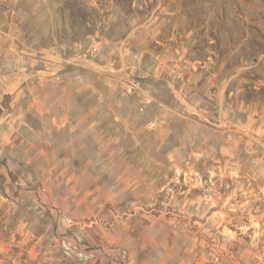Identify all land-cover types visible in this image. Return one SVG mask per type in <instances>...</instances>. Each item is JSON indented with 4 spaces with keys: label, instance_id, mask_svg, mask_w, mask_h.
<instances>
[{
    "label": "rangeland",
    "instance_id": "1",
    "mask_svg": "<svg viewBox=\"0 0 264 264\" xmlns=\"http://www.w3.org/2000/svg\"><path fill=\"white\" fill-rule=\"evenodd\" d=\"M0 21L31 51L58 54L67 67L91 60L111 77L122 69L125 79L114 82L132 91L138 80L152 79L135 68L150 59L149 48L183 56L181 70L216 74L212 91L224 88L232 117L250 116L264 128V0H0ZM174 161L152 172L157 187L146 181L127 188L126 218L110 220L120 226L108 238L101 227L91 234L87 218L76 224L61 172L51 178L13 170L9 198L0 178V264H91L102 257L105 264H264V203L252 200L253 172L218 181L221 218L203 219L198 215L213 204L183 201L198 188L186 185ZM263 169L261 162L255 176ZM135 192L138 203L130 200ZM89 207L95 205L82 210ZM94 215L89 223L102 221Z\"/></svg>",
    "mask_w": 264,
    "mask_h": 264
},
{
    "label": "crops",
    "instance_id": "2",
    "mask_svg": "<svg viewBox=\"0 0 264 264\" xmlns=\"http://www.w3.org/2000/svg\"><path fill=\"white\" fill-rule=\"evenodd\" d=\"M8 28L0 21V178L6 198L13 170L41 171L51 178L61 172L76 204V224L95 214L102 221L87 222L90 233L101 227L108 238L120 226L110 220L126 218L127 188L146 181L157 187L152 172L168 170L175 160L186 185L198 188L183 201L213 204L198 217L220 219L217 182L245 177L247 170L253 172L252 200L264 203V169L261 178L254 174L264 152V128L250 116L232 117L235 107L224 88L212 91L213 71L181 70L183 56L158 54L151 47L150 59L134 66L138 75L152 76L150 84L138 80L132 91L114 82L125 79L122 69L113 78L91 60L67 67L58 54L34 53ZM166 74L172 79L161 81ZM130 200L142 199L135 192ZM88 203L95 208L82 210ZM91 261L105 264L103 257Z\"/></svg>",
    "mask_w": 264,
    "mask_h": 264
},
{
    "label": "built area",
    "instance_id": "3",
    "mask_svg": "<svg viewBox=\"0 0 264 264\" xmlns=\"http://www.w3.org/2000/svg\"><path fill=\"white\" fill-rule=\"evenodd\" d=\"M70 63H71V62H70ZM260 160H261L262 163H264V154H262V155L260 156Z\"/></svg>",
    "mask_w": 264,
    "mask_h": 264
}]
</instances>
